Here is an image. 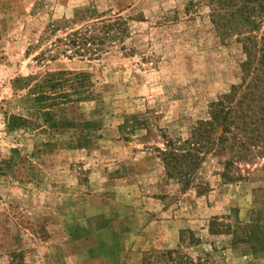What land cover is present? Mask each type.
<instances>
[{
  "label": "rangeland",
  "instance_id": "rangeland-1",
  "mask_svg": "<svg viewBox=\"0 0 264 264\" xmlns=\"http://www.w3.org/2000/svg\"><path fill=\"white\" fill-rule=\"evenodd\" d=\"M263 69L264 0H0V264H264L263 150L191 143Z\"/></svg>",
  "mask_w": 264,
  "mask_h": 264
},
{
  "label": "trees",
  "instance_id": "trees-1",
  "mask_svg": "<svg viewBox=\"0 0 264 264\" xmlns=\"http://www.w3.org/2000/svg\"><path fill=\"white\" fill-rule=\"evenodd\" d=\"M95 40H98L96 36L83 30L69 32L61 41L69 47H76L79 44H93ZM86 50L90 51L91 48ZM246 64L250 66L251 62ZM261 72L256 77L254 87H248L249 91L245 92L243 98L236 104L233 100L241 88L239 86L234 87L232 93L226 95L224 99L214 103L212 118L203 121L196 128L194 133L196 142H191L193 145L197 143L200 145L199 141L205 138V133L211 134L221 129L223 134L219 137V142L213 144H216L215 146L221 144L224 151L231 149L237 159L227 161V165L232 166L236 162L249 160L248 158L257 153V149L264 152V69ZM260 150L258 152H261ZM225 174L229 176L228 173Z\"/></svg>",
  "mask_w": 264,
  "mask_h": 264
}]
</instances>
